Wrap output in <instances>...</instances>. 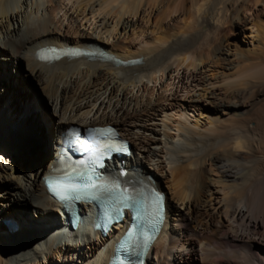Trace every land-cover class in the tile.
Returning a JSON list of instances; mask_svg holds the SVG:
<instances>
[{"label": "bare ground", "instance_id": "6f19581e", "mask_svg": "<svg viewBox=\"0 0 264 264\" xmlns=\"http://www.w3.org/2000/svg\"><path fill=\"white\" fill-rule=\"evenodd\" d=\"M226 25L235 43L214 46ZM50 46L69 58L38 60ZM8 90L29 142L0 132V264L108 263L122 225L59 236L41 178L68 127L110 124L132 151L111 170L165 197L144 264H264V0H0Z\"/></svg>", "mask_w": 264, "mask_h": 264}, {"label": "rangeland", "instance_id": "374dc122", "mask_svg": "<svg viewBox=\"0 0 264 264\" xmlns=\"http://www.w3.org/2000/svg\"><path fill=\"white\" fill-rule=\"evenodd\" d=\"M179 16L176 17L175 19V25H180L183 21V19L185 20L186 16L185 14L182 15V14H179ZM178 19V20H177ZM179 24H178V23ZM181 22V23H180ZM249 23V21H247ZM220 31V32H219ZM218 31L217 35L215 36V41L213 42L214 46H219L220 44L224 43V44H230V43H235L234 42V29L233 27L229 26V25H226L225 27L221 28L220 30ZM248 33V32H247ZM246 33V34H247ZM222 38V39H221ZM239 42V41H238ZM23 75V69L21 67H19L16 72L12 73V77L13 78H16L17 76H20L22 77ZM24 83L26 82H29L30 83V88L32 89V94H38L39 93V89L37 87V84L35 82H30V80L26 79H22ZM15 94V92H14ZM11 97H13V93L11 94V91L8 90V92H6V95L2 98L1 102H0V121H3V127H0V132H2L1 134L2 135H5V134H10V133H17V130L19 129V132L21 133H24V136H25V139L29 142L28 140V133H27V123L26 121L28 120L29 118V115L26 113V115L24 114H20L22 113V108H23V103L20 104L21 108L20 110L18 111V114L15 113L14 109L12 106H13V103L15 102ZM19 107V106H18ZM17 107V108H18ZM46 107L48 108V113L52 114V110L50 108V106H47ZM19 117V118H18ZM54 123H55V118L52 117ZM108 124V123H107ZM111 125V124H110ZM114 126V124L112 125ZM20 149H22L20 152H28L27 149L28 147L25 145V144H22V147H20ZM44 151V150H43ZM42 151V152H43ZM41 152V153H42ZM40 153V154H41ZM41 161V160H40ZM255 166V165H254ZM253 166V167H254ZM40 181V179H38ZM5 214L7 215L8 213L5 212ZM32 214V215H31ZM3 216V215H2ZM31 216L34 218V219H37L36 218V214H34V212L30 211V218ZM7 218V217H6ZM8 231V230H7ZM9 233V232H8ZM6 236V235H5ZM11 236V237H10ZM14 236H12L11 234H9V236H7V238H13Z\"/></svg>", "mask_w": 264, "mask_h": 264}, {"label": "snow or ice", "instance_id": "6c2138e0", "mask_svg": "<svg viewBox=\"0 0 264 264\" xmlns=\"http://www.w3.org/2000/svg\"><path fill=\"white\" fill-rule=\"evenodd\" d=\"M84 192L92 197H105L117 206H126L130 197L125 195L127 189H121V186L115 181H97L90 175L83 184H60L55 189V194L61 199H71L77 193Z\"/></svg>", "mask_w": 264, "mask_h": 264}]
</instances>
